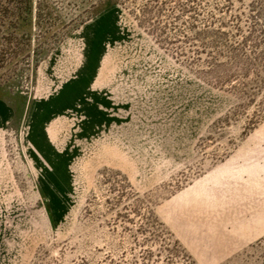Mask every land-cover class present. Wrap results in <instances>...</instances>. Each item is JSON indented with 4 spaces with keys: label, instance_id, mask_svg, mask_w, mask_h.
<instances>
[{
    "label": "rangeland",
    "instance_id": "rangeland-1",
    "mask_svg": "<svg viewBox=\"0 0 264 264\" xmlns=\"http://www.w3.org/2000/svg\"><path fill=\"white\" fill-rule=\"evenodd\" d=\"M32 2L0 40V264H264V0Z\"/></svg>",
    "mask_w": 264,
    "mask_h": 264
},
{
    "label": "trees",
    "instance_id": "trees-1",
    "mask_svg": "<svg viewBox=\"0 0 264 264\" xmlns=\"http://www.w3.org/2000/svg\"><path fill=\"white\" fill-rule=\"evenodd\" d=\"M32 3V0H0V35L3 34V36L0 37V40H3V43H5V48H3L4 51L10 52L14 46L17 47L16 53L22 50V43L20 40L25 38L24 36L28 34L33 23ZM40 10V7L37 5L34 11L35 22L39 21L41 16ZM249 34L250 35L248 36L250 37H245L244 42H242L239 47L240 49L245 43H248L251 40V37H253L251 33ZM253 46L257 49V44ZM236 57H233V59ZM261 58L264 63V53L261 55ZM261 68H264V64L263 67L258 66V64L253 66L251 60L245 59V62L238 68L237 74L242 77L244 74L251 71V73L259 76L264 70ZM231 75L234 76V73L222 75L219 78L223 80H219L223 82L231 77ZM249 82L256 83L254 79L249 80Z\"/></svg>",
    "mask_w": 264,
    "mask_h": 264
}]
</instances>
